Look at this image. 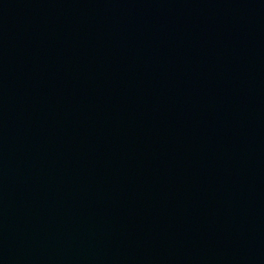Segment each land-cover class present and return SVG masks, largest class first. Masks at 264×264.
Returning a JSON list of instances; mask_svg holds the SVG:
<instances>
[{"label":"water","instance_id":"95a60500","mask_svg":"<svg viewBox=\"0 0 264 264\" xmlns=\"http://www.w3.org/2000/svg\"><path fill=\"white\" fill-rule=\"evenodd\" d=\"M0 264H264V0H0Z\"/></svg>","mask_w":264,"mask_h":264}]
</instances>
